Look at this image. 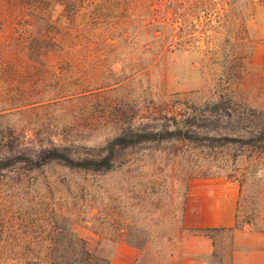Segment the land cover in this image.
Listing matches in <instances>:
<instances>
[{
	"label": "rangeland",
	"instance_id": "rangeland-1",
	"mask_svg": "<svg viewBox=\"0 0 264 264\" xmlns=\"http://www.w3.org/2000/svg\"><path fill=\"white\" fill-rule=\"evenodd\" d=\"M0 32V160L49 147L77 155L143 123L172 128L169 118L222 95L237 109L231 118L207 114L192 129L247 137L254 122L237 112L264 111V0H0ZM211 175L239 182L236 221L198 259L231 264L236 233L264 230V151L237 142H146L105 173L16 160L0 169V207L26 226L42 263L65 218L99 257L131 240L145 245L133 264H181L187 182Z\"/></svg>",
	"mask_w": 264,
	"mask_h": 264
},
{
	"label": "trees",
	"instance_id": "trees-1",
	"mask_svg": "<svg viewBox=\"0 0 264 264\" xmlns=\"http://www.w3.org/2000/svg\"><path fill=\"white\" fill-rule=\"evenodd\" d=\"M63 6L68 11L67 5L63 4ZM225 110H229L230 114L227 118L230 119L232 112L237 109L229 97L222 95L216 101L204 102L202 108L187 114L183 120H177L175 116L169 118L173 122L172 128L167 127V125L157 126L148 123H143L136 128L128 126L120 129L103 146L89 148L84 153L74 155L68 147H49L41 149L34 157L20 155L13 159H2L0 160V169L16 160H22L27 164L28 169L56 162L61 167L71 171L105 173L116 167L121 151L146 142L171 139L194 144L207 141V144L212 147L237 142L264 151V143L261 142L264 139V111L261 110L241 106L237 112V116H244L248 113L251 121L254 122V124L246 127L249 130L247 137L203 135L192 129L196 118L207 116V114L223 118L225 117L223 115ZM180 121L186 122V124L182 125ZM252 172L255 173L256 170L254 169ZM261 178L259 180L260 187ZM184 202L185 195L183 211ZM9 219L11 220L10 217L7 219L3 207H0V264H10L9 262L12 260H14V264H41L43 262L40 256L41 249L31 244L33 238H29V231L26 226L15 227L10 225ZM193 231L212 238L218 229H196ZM165 242L169 244L171 241L166 238ZM127 243L140 252L145 248V245H135L131 240H128ZM43 253L48 264H108L109 262V258L99 257L97 246L89 239L79 235L65 218H61V226H53L49 235V243Z\"/></svg>",
	"mask_w": 264,
	"mask_h": 264
},
{
	"label": "crops",
	"instance_id": "crops-1",
	"mask_svg": "<svg viewBox=\"0 0 264 264\" xmlns=\"http://www.w3.org/2000/svg\"><path fill=\"white\" fill-rule=\"evenodd\" d=\"M1 34V32H0ZM49 53L46 52L47 56ZM240 185L237 180L219 175L197 176L189 179L186 187L183 229L186 231L178 244L181 264H205L198 258L209 257L214 250L213 238L196 229H229L236 221ZM259 216L264 221V175L261 178ZM231 264H264V230L238 231L235 235ZM141 252L125 240L116 241L108 264H133ZM48 264V263H41Z\"/></svg>",
	"mask_w": 264,
	"mask_h": 264
},
{
	"label": "water",
	"instance_id": "water-1",
	"mask_svg": "<svg viewBox=\"0 0 264 264\" xmlns=\"http://www.w3.org/2000/svg\"><path fill=\"white\" fill-rule=\"evenodd\" d=\"M225 115H227V113L225 112Z\"/></svg>",
	"mask_w": 264,
	"mask_h": 264
}]
</instances>
